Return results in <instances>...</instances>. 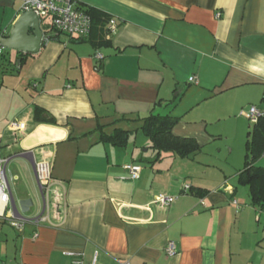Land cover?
Instances as JSON below:
<instances>
[{"label":"crops","instance_id":"1","mask_svg":"<svg viewBox=\"0 0 264 264\" xmlns=\"http://www.w3.org/2000/svg\"><path fill=\"white\" fill-rule=\"evenodd\" d=\"M77 1L116 21L107 43H42L0 80V160L14 200L32 199L29 212L38 204L28 219L42 203L30 164L17 156L52 166L46 221L18 230L0 204V264H71L66 253L81 254L82 264H264V211L238 188L243 165L220 146L217 163L200 158L222 138L230 144L231 127L245 155L241 110L256 106L264 118V0ZM22 13L0 0V38ZM34 107L51 120H35ZM152 110L177 118L172 134L201 151L157 155L135 121ZM13 121L25 130L11 132ZM115 129L132 132L125 147L101 141ZM130 164L141 167L139 179L129 178ZM160 194L174 203L159 208Z\"/></svg>","mask_w":264,"mask_h":264},{"label":"trees","instance_id":"2","mask_svg":"<svg viewBox=\"0 0 264 264\" xmlns=\"http://www.w3.org/2000/svg\"><path fill=\"white\" fill-rule=\"evenodd\" d=\"M92 25L88 42H91L94 48L107 43L105 41V26L108 18L100 13L88 9ZM97 35V37H96ZM96 37V39H94ZM4 52V51H3ZM0 73L16 72L17 61L20 66L23 65V54H16L14 65L9 55L0 54ZM28 55H24L26 57ZM11 64V66H10ZM159 102H157V105ZM34 119L43 121L45 112L38 107H34ZM51 120V118H46ZM140 122L138 131L141 132L150 142V148L160 153H171L180 159H192L201 151L198 143L191 138H181L172 134V128L176 125L178 119L170 116H159L153 114V110L145 117L136 118ZM130 131L115 129L113 133L106 135L101 134V141L111 143L113 146L125 147ZM264 154V118H260L256 124H252L251 129L247 132L245 141V155L243 167L238 174V184L248 188L250 205L259 211H264V168L258 165V162Z\"/></svg>","mask_w":264,"mask_h":264},{"label":"built area","instance_id":"3","mask_svg":"<svg viewBox=\"0 0 264 264\" xmlns=\"http://www.w3.org/2000/svg\"><path fill=\"white\" fill-rule=\"evenodd\" d=\"M19 4L21 12H32L39 19V26L42 31V22L47 20L45 30H43L42 43L65 38L66 40L81 41L89 37L92 21L88 14V8L83 6L77 0H13ZM218 16V15H217ZM117 30V23L114 19H109L105 26V39L109 40ZM4 48L0 45V54ZM96 60H101L103 56L96 52L94 54ZM189 83H196V78L189 79ZM240 116L245 117L251 124H256L263 117V112L256 106H250L247 109L241 110ZM11 132L20 133L25 130V124L20 121H13L8 126ZM6 165L5 160H0V204L8 206L9 195L5 185V174L3 168ZM51 164L47 161H40L35 164V174L37 181L41 186H44L49 194L52 189L51 179ZM125 170L129 174L131 180L139 179L141 167L138 164L126 165ZM185 189H188L185 186ZM49 196V195H48ZM175 198L160 194L156 196L154 204L161 209L169 207L173 204ZM6 208V207H5ZM2 214L1 217H4ZM44 215V214H43ZM43 215L35 220V223L46 221ZM25 222L18 221L10 217V225L18 230L22 229ZM36 234L32 236L35 240ZM175 248L172 243L166 248V254L172 256L175 254ZM71 260V264H82V255L74 253L64 254Z\"/></svg>","mask_w":264,"mask_h":264},{"label":"water","instance_id":"4","mask_svg":"<svg viewBox=\"0 0 264 264\" xmlns=\"http://www.w3.org/2000/svg\"><path fill=\"white\" fill-rule=\"evenodd\" d=\"M43 32L39 26V19L32 12H23L13 23L9 36L0 38V45L9 51L16 54L35 55L39 52L42 46ZM18 159L26 160L34 173L35 187L34 190L42 203V210L39 215L33 219L26 218L30 208L33 206L32 199L15 201L11 193V188L5 174V167L3 172L5 174V185L9 195V209L14 219L23 221L25 223H33L41 217L48 207V193L44 186H41L37 181L35 174V164L28 159L26 154L18 155ZM5 213V212H4Z\"/></svg>","mask_w":264,"mask_h":264},{"label":"rangeland","instance_id":"5","mask_svg":"<svg viewBox=\"0 0 264 264\" xmlns=\"http://www.w3.org/2000/svg\"><path fill=\"white\" fill-rule=\"evenodd\" d=\"M47 23H48L47 20H45L44 22H42V27L45 28V26H46ZM3 51H2L3 54L8 55L7 52L9 50L4 49ZM14 60L15 59L13 57H11V62H12L13 65H14V63H13ZM10 66H11V64H10ZM14 73H16V72L14 71ZM7 78H10V74L9 75H7V74L6 75H2L0 73V80L1 79L5 80ZM16 78H18V77L16 76V77H13L12 79H16ZM0 100H1V94H0ZM6 112L7 111L5 109L4 110H2V109L0 110V123H1V121L3 119V117H4L3 115H5ZM243 120H245V119L243 118ZM245 122H246V124L248 126L247 127V131H248V130L251 129L252 124L249 121H247V120H245ZM131 128H133V127H131ZM230 129H231V131H227L229 129L226 130V132H228L227 134L230 135V137H231L229 139V143L230 144H224L223 143L224 141L222 140L224 138H222L216 144H212L211 147H207V151L208 150H210V151L207 152L206 155H204V156L203 155H200V158H201V160H204V163L205 162H207L209 164H211V163H213V164L214 163H217V159H216L217 158V155H216L217 147L216 146H220V148L222 149V154H223L222 156L223 157H225L226 156V153L229 152V149L232 148L233 149V152L231 154V158L238 159V163L241 162V164L243 165V157H244V142H243V138L241 136V138L238 141L236 140L234 142V144H232L233 137H235V136H234V133H232L233 127H231ZM230 133H232V134H230ZM139 137H140V140L143 138V137H141V135ZM176 160H179V159H176ZM179 162H181V161H179ZM7 172L8 171H6V176H7V179H9L8 178L9 176H8ZM9 185L11 186L10 188H12V183L10 181H9ZM238 188L244 190V192H247L246 187L243 186V185H241V187H238ZM32 197H35V195H33ZM37 209H38V204L35 205V207L32 208V210L28 213V215H31L32 213H34L35 211H37Z\"/></svg>","mask_w":264,"mask_h":264}]
</instances>
